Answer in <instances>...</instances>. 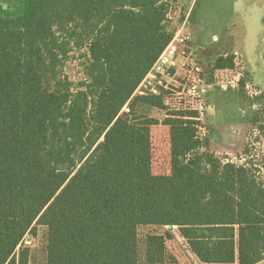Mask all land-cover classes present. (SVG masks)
Segmentation results:
<instances>
[{"label": "trees", "instance_id": "1", "mask_svg": "<svg viewBox=\"0 0 264 264\" xmlns=\"http://www.w3.org/2000/svg\"><path fill=\"white\" fill-rule=\"evenodd\" d=\"M2 1L0 264H30L25 239L40 225L46 264H140L141 226L177 227L204 263L264 260V176L248 147L242 163L224 160L197 137V112L171 110L161 122L143 109L167 108L163 95L133 97L172 38V0ZM84 48L76 84L64 66ZM234 66V55L214 63ZM161 123L169 174L152 168ZM252 124L264 135V119ZM166 239L147 235V264L166 262Z\"/></svg>", "mask_w": 264, "mask_h": 264}, {"label": "rangeland", "instance_id": "2", "mask_svg": "<svg viewBox=\"0 0 264 264\" xmlns=\"http://www.w3.org/2000/svg\"><path fill=\"white\" fill-rule=\"evenodd\" d=\"M170 27L175 30L185 23L191 32V46L206 73L202 94L205 117L197 127L208 150L224 160L242 163L246 147L255 168L264 157V135L252 124L258 114L264 119V0H172ZM20 0H3L5 7H16ZM234 55L235 66L231 79L235 87H222L214 79L215 60L219 56ZM88 50H75L64 66V72L74 83L85 78ZM244 83V84H243ZM145 106L143 111L164 121L174 108ZM177 104V103H175ZM177 107V105H176ZM152 168L155 174H169L171 170L170 127L158 124L151 128ZM264 178V177H263ZM140 264L146 261V238L150 233L167 234V260L163 264L204 263L192 252L177 227L141 226ZM25 245L31 249L30 264L47 263V227L38 226L37 233L28 234ZM216 264V263H212ZM238 264V263H233ZM264 264V260L257 263Z\"/></svg>", "mask_w": 264, "mask_h": 264}, {"label": "built area", "instance_id": "3", "mask_svg": "<svg viewBox=\"0 0 264 264\" xmlns=\"http://www.w3.org/2000/svg\"><path fill=\"white\" fill-rule=\"evenodd\" d=\"M168 17L171 19V10ZM191 42L192 35L185 29V23L173 30L172 38L135 89L133 97L163 95L167 105L174 101L172 110L197 112V116L189 117L195 120L197 128L204 121L206 111L202 102L206 73ZM233 72V68L216 69L215 82L226 89L234 88L236 83L231 79ZM129 103L124 105L121 113L131 112ZM197 137L203 140L198 129Z\"/></svg>", "mask_w": 264, "mask_h": 264}]
</instances>
